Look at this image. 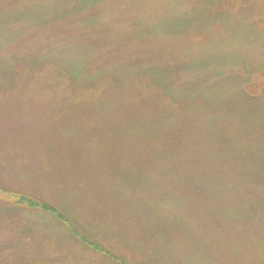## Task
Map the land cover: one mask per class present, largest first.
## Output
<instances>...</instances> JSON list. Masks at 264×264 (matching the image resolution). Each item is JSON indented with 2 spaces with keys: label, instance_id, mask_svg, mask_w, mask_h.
<instances>
[{
  "label": "rangeland",
  "instance_id": "1",
  "mask_svg": "<svg viewBox=\"0 0 264 264\" xmlns=\"http://www.w3.org/2000/svg\"><path fill=\"white\" fill-rule=\"evenodd\" d=\"M0 264H264V0H0Z\"/></svg>",
  "mask_w": 264,
  "mask_h": 264
}]
</instances>
